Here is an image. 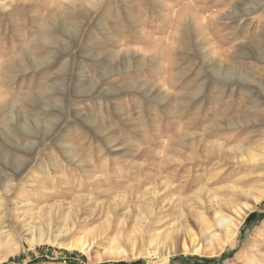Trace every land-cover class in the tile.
Here are the masks:
<instances>
[{"label": "rangeland", "instance_id": "1", "mask_svg": "<svg viewBox=\"0 0 264 264\" xmlns=\"http://www.w3.org/2000/svg\"><path fill=\"white\" fill-rule=\"evenodd\" d=\"M262 54L264 0H0V264H264Z\"/></svg>", "mask_w": 264, "mask_h": 264}, {"label": "bare ground", "instance_id": "2", "mask_svg": "<svg viewBox=\"0 0 264 264\" xmlns=\"http://www.w3.org/2000/svg\"><path fill=\"white\" fill-rule=\"evenodd\" d=\"M91 1V0H90ZM94 1V0H93ZM95 2H97V1H95ZM80 3V2H79ZM75 4V3H74ZM82 4V3H81ZM91 3H89V5H90ZM67 6H70V5H67ZM70 8H73L72 6L70 7ZM97 9V8H96ZM221 14V13H220ZM182 15V14H181ZM80 16V15H79ZM185 16H186V14H185ZM241 16V15H240ZM179 17H180V15H179ZM179 17H178V19H179ZM242 17H243V15H242ZM169 18V17H168ZM230 19H234L232 16H230ZM169 22H170V20H169ZM64 23H66V22H64ZM176 23H177V21H176ZM62 24H63V22H62ZM62 24H58L56 27H51L50 25L48 26V27H46V28H43V29H40V31H39V33H38V37H37V39L36 40H34V41H32V48L31 49H33L34 51H37L38 50V48H40L41 47V50L42 49H44V47L43 46H52V45H54L55 44V40L54 39H51V37L49 38V37H46V36H48V35H52V31L53 30H55V31H62V32H71V28L73 29V28H77L78 26H79V22H77V21H75V22H70V24L69 25H67V26H65V24L64 25H62ZM85 24V23H84ZM56 25V24H55ZM85 26V25H84ZM186 30V29H185ZM176 31V30H175ZM56 33V32H55ZM175 33V32H174ZM174 33H173V36H174ZM57 35H58V33H57ZM182 36V35H181ZM56 37V36H55ZM184 37H186L185 35H184ZM58 38H59V35H58ZM79 40V39H78ZM82 41V40H81ZM71 42V41H70ZM80 44H82L81 42H79ZM68 44V46H69V43H67ZM78 44V43H77ZM157 45H161V42H157ZM78 46H79V44H78ZM169 46H170V44H169ZM173 46H175V45H173ZM43 47V48H42ZM62 47V46H61ZM64 47V46H63ZM51 48V47H50ZM49 48V49H50ZM46 49V48H45ZM166 49V48H165ZM169 50V49H168ZM165 52H167V49H166V51ZM21 53V52H20ZM106 53H104V55H105ZM108 54H109V52H108ZM121 54V53H120ZM123 54V53H122ZM169 54V53H168ZM103 55V56H104ZM107 55V54H106ZM117 54H115V57H116V59L115 60H117V56H116ZM156 55V54H155ZM166 55V54H165ZM21 56V54L19 55V57ZM23 56L24 57H27V58H29V59H33V61L34 62H36V63H39V62H44V60H46V59H43V58H41V57H39L38 55L36 56V55H33L32 53L31 54H28V53H24V54H22V59H24L23 58ZM87 56V55H86ZM108 56V55H107ZM119 56H122V55H119ZM124 56V55H123ZM131 56V55H130ZM153 56V55H152ZM162 56V55H161ZM195 56V55H194ZM89 57V56H88ZM110 57H112V55L110 56ZM132 57V56H131ZM69 58V57H68ZM94 58H97V59H101L102 57H100L99 55H97L96 57H94ZM108 57H106V56H104L102 59H107ZM121 58V57H120ZM15 59V58H14ZM13 59V60H14ZM18 59V58H17ZM17 59H15V60H17ZM22 59L20 60L19 59V61H22ZM92 59V58H91ZM119 59V58H118ZM202 59H204V58H202ZM254 59H256V60H258V61H262L263 59H264V54H262L261 56H260V58H254ZM95 60V59H94ZM18 61V60H17ZM91 61H93V60H91ZM111 61V60H110ZM136 61V60H135ZM120 62V61H119ZM128 63H129V61H127ZM264 62V61H263ZM16 63V62H15ZM15 63H13V64H15ZM32 63V62H31ZM133 63V62H132ZM136 63V62H135ZM134 63V64H135ZM143 63H145L144 61H143ZM147 63V62H146ZM11 65V66H13L14 67V65ZM113 64V63H112ZM35 66V65H34ZM17 67H19V65H17ZM107 67V66H106ZM129 67H130V63H129ZM131 67H132V65H131ZM12 67H10V69H11ZM14 68H16V67H14ZM21 68V67H20ZM7 69V68H6ZM22 69V68H21ZM16 70V69H15ZM24 70V69H23ZM19 71V70H18ZM25 71V70H24ZM127 71V70H126ZM10 72H11V70H10ZM25 73V72H24ZM108 73V72H107ZM216 74L218 75V77L219 78H221L222 80H225V78L228 80V81H230V82H242V83H247V82H249V83H247V84H249V86H251L252 84H255V83H253V81H252V79L250 78V77H247V76H245V75H243V74H240L239 72H237L234 68H231V69H229V70H224L223 71V73H222V71L221 70H216ZM222 75H224V76H222ZM235 77H238V78H235ZM232 78H235L236 80H233ZM250 83H252L251 85H250ZM262 86V87H261ZM94 88V86L93 85H88V86H86V88H83L82 90L83 91H86V92H89V91H92V89ZM252 88H253V85H252ZM255 88H257V89H260V88H263V85L261 84V83H258V85H256L255 86ZM46 90V89H45ZM249 90V89H248ZM77 97V96H76ZM257 99H259V98H257ZM197 167H199V166H197ZM14 209V215L15 216H19V213H21V212H19V210L20 209H22V206L21 205H18V204H16L15 205V207L13 208ZM19 212V213H18ZM220 222H223V220H221ZM219 222V223H220ZM224 232L226 233V234H228V235H231L232 237L233 236H235L236 235V232H237V228H235L234 226H232V225H229V226H227V225H224ZM206 236V234L204 235V237H203V240L202 241H198L197 239H196V236H191V239H192V249L194 250L195 249V252L197 253V254H203V253H214V250H213V238L211 239L210 237H205ZM236 237V236H235ZM199 239H201V238H199ZM209 241V250H207V242ZM205 245H206V247H205ZM184 248H186V246L184 245ZM212 249V250H211Z\"/></svg>", "mask_w": 264, "mask_h": 264}]
</instances>
